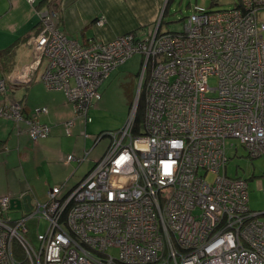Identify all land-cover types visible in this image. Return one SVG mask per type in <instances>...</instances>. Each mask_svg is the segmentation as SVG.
<instances>
[{
	"label": "built area",
	"instance_id": "2783aa9c",
	"mask_svg": "<svg viewBox=\"0 0 264 264\" xmlns=\"http://www.w3.org/2000/svg\"><path fill=\"white\" fill-rule=\"evenodd\" d=\"M25 1L39 22L28 37L33 56L9 80L0 76V117L24 122L32 142L49 136L37 121L46 108L24 119L20 103L2 100L41 69L45 87L63 92L72 108L69 134L77 118L90 123L102 83L134 55L143 58L146 109L137 130L133 108L122 129L104 133V155L67 194L50 190L46 204L18 220L9 217L11 200L23 196L0 198V264H264V213L250 211L246 180L225 172L230 139L250 159L264 156V0L195 7L182 33L156 29L85 45L58 29L52 3ZM28 218L48 222L37 247L26 236Z\"/></svg>",
	"mask_w": 264,
	"mask_h": 264
},
{
	"label": "crops",
	"instance_id": "0c3cea01",
	"mask_svg": "<svg viewBox=\"0 0 264 264\" xmlns=\"http://www.w3.org/2000/svg\"><path fill=\"white\" fill-rule=\"evenodd\" d=\"M170 1L37 0L36 5L40 9L52 3L58 11V29L67 38L85 45L90 40L110 42L125 34L141 35L142 30L145 33L160 30L162 24L159 28L154 25L158 18L163 21ZM9 5L11 9L8 15L17 9L18 21L14 26L16 37L15 34H10L12 31L7 30L5 38H15L6 45L0 43V51L11 50L10 55L0 52V76L8 80L12 70L29 62L31 53L26 41L37 31L39 23L35 11L31 12L25 0H15ZM4 12L0 13V30L4 28L5 22L1 18ZM98 18L105 20L104 26H95ZM22 27L26 30L18 35V30ZM40 75L41 73H36L28 85L9 87L6 97L2 100L6 104L20 102L23 105L24 119H28L35 108H46L48 113L41 114L37 121L50 127L48 138L32 142L24 122L16 124L0 117V198L29 195L33 206L38 204L41 193L46 194L55 187L62 186L66 192L70 191L95 165L94 163L93 167L84 173L74 168V161L66 163V158L72 154L65 146L57 145L55 140L60 139L64 123L73 118L72 108L63 92L43 88ZM82 125L80 118H77L74 126L80 129ZM47 166L54 169L51 168L49 176L43 178L44 168ZM14 212H20L21 216L25 214L23 210Z\"/></svg>",
	"mask_w": 264,
	"mask_h": 264
},
{
	"label": "rangeland",
	"instance_id": "374dc122",
	"mask_svg": "<svg viewBox=\"0 0 264 264\" xmlns=\"http://www.w3.org/2000/svg\"><path fill=\"white\" fill-rule=\"evenodd\" d=\"M14 1L15 0H0V13L8 10L1 16L3 22L5 23L4 28L0 30V43H4L5 45L9 44L12 39L16 37L14 26L18 21L17 9H14L11 15H8L11 9L9 4ZM237 3L238 0H171L167 6V12L164 14L162 19L163 21L160 33H182L187 17L194 12L195 7H203L206 11L213 12L232 9L237 5ZM30 8L31 12H34L33 8ZM260 19L264 20V10L260 14ZM160 23L161 18H158L154 26L159 27ZM23 28L24 27L18 30V32H20L18 35L25 32L26 28ZM7 30L12 31L10 34H15V37H12L9 40L6 39L5 33ZM141 34L142 35L139 37H144L145 31L142 30ZM32 35H30V37ZM262 38L264 40V32H262ZM28 39L26 44L31 53V58L28 62L30 63L33 54L28 44ZM142 61L143 58L141 55H134L120 67L112 71L99 89L101 96L100 100L89 110V117L91 118V121L87 124V128L84 126V120L80 118V121L83 124L80 129L73 126L69 134L63 130L60 133V139L55 140L56 144L60 147L65 146L68 148L70 150L69 153L72 154L71 156L75 158L82 159L85 152L88 153L86 154L84 160L80 163L75 161L72 162L75 166L74 168H78L79 171L84 173L88 172L93 167L94 163L101 159L109 145L110 138L107 136L102 137L104 133L122 129L126 124L132 109L135 108L136 110L140 90L143 86L139 83ZM28 63L12 70L11 75ZM40 70L41 69H39L36 73H40ZM36 73L32 75L30 83ZM209 85L211 87H215L216 80L211 79L209 81ZM43 88L47 89L44 84ZM21 106L23 108L22 104ZM20 115L24 118L23 114ZM34 115L35 113H30L29 118ZM83 131H85L88 135L87 138H84V135L82 134ZM98 137L101 138L96 142ZM40 141H42V139ZM76 146H79V148ZM226 154L228 158L225 166L227 176L245 179L247 182L248 207L250 211L254 213H264V195L262 193V188L264 187V156L254 160L250 159L239 141L234 139L227 141ZM51 168L54 169L49 166L44 168L43 178L49 176ZM206 180L207 182H212L214 180V175L209 174L206 177ZM65 193L66 191L64 189L63 194ZM38 200L39 206L46 204V202H48V193H41ZM20 216V212L13 211L9 213V217H11L12 220H18L21 218ZM259 218L264 219L263 216ZM26 226L29 228L26 235L28 241L37 247L39 243L37 242L36 236L39 233L42 234L46 232L48 222L44 219L38 220L37 218H28ZM109 253L114 256L117 255V251L113 249H111Z\"/></svg>",
	"mask_w": 264,
	"mask_h": 264
},
{
	"label": "trees",
	"instance_id": "16d2710c",
	"mask_svg": "<svg viewBox=\"0 0 264 264\" xmlns=\"http://www.w3.org/2000/svg\"><path fill=\"white\" fill-rule=\"evenodd\" d=\"M161 24H162V22H161ZM158 32L160 34V30ZM0 52H2V54H6V55H10L11 54V50H9V49L2 50ZM141 93H142V95H141ZM145 95L146 94H145L144 91H140L139 98H138V102H137V108L135 110V123H134V127H135L136 130L143 123L145 109H146Z\"/></svg>",
	"mask_w": 264,
	"mask_h": 264
},
{
	"label": "water",
	"instance_id": "95a60500",
	"mask_svg": "<svg viewBox=\"0 0 264 264\" xmlns=\"http://www.w3.org/2000/svg\"><path fill=\"white\" fill-rule=\"evenodd\" d=\"M66 194H67V192H66ZM32 208H33V206H32V198L29 195H25L21 199H12L11 200V207H10L11 211H21V210H23L27 214V213H30Z\"/></svg>",
	"mask_w": 264,
	"mask_h": 264
},
{
	"label": "bare ground",
	"instance_id": "6f19581e",
	"mask_svg": "<svg viewBox=\"0 0 264 264\" xmlns=\"http://www.w3.org/2000/svg\"><path fill=\"white\" fill-rule=\"evenodd\" d=\"M157 27V26H156ZM158 28V27H157ZM120 37V36H119ZM118 38V37H117ZM116 39V38H115ZM86 154H88V153H86ZM47 203V202H46ZM25 215V214H24Z\"/></svg>",
	"mask_w": 264,
	"mask_h": 264
},
{
	"label": "clouds",
	"instance_id": "9594fccd",
	"mask_svg": "<svg viewBox=\"0 0 264 264\" xmlns=\"http://www.w3.org/2000/svg\"><path fill=\"white\" fill-rule=\"evenodd\" d=\"M25 196V195H24ZM33 206V205H32ZM26 214V213H25ZM28 214V213H27Z\"/></svg>",
	"mask_w": 264,
	"mask_h": 264
}]
</instances>
